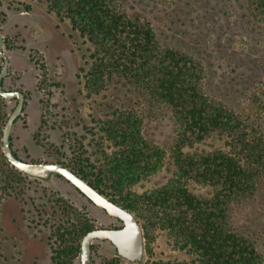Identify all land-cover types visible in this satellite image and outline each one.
I'll return each mask as SVG.
<instances>
[{
    "label": "rangeland",
    "instance_id": "rangeland-1",
    "mask_svg": "<svg viewBox=\"0 0 264 264\" xmlns=\"http://www.w3.org/2000/svg\"><path fill=\"white\" fill-rule=\"evenodd\" d=\"M6 1L12 6H31L45 16L38 20L4 22L1 29L8 39L9 54L13 58L12 78L6 80V86L27 92L24 111L12 130L13 148L19 157L28 161L89 166L95 162L101 149L111 151L114 148L113 142L105 139L101 131L103 122L119 111L130 113L134 118L136 113L142 120L145 139L164 151V163L156 174L129 187L123 198L120 197L121 203L135 206V193H146L179 179L190 191L203 196L213 195L215 187L204 185L206 183L198 177L178 176L172 156L181 133L167 104L153 101L126 78L114 75L103 82L104 78H93L89 57L93 51L91 43L79 36L67 16L52 10L48 0ZM120 1L130 10L137 8L136 4L148 12L167 9L170 18L161 12L151 14L163 43L182 48L203 61L206 74L202 85L207 93L223 96L236 110L249 116V121L258 113L264 120V20L262 15H255L256 10L248 0H200L209 7L208 15L187 17L195 22L187 21L186 30L184 25L174 21L175 16L186 14L183 9L176 10L182 0H156L155 7L151 2L146 5L140 0ZM244 4L246 7L242 9ZM224 11L227 12L225 15ZM145 12L139 11V14H149ZM2 17L0 10V22ZM48 22L69 36L74 63L83 68L80 79L69 77L56 86L55 83H61L67 73L58 50L47 48L50 35L42 26ZM24 57L32 59L29 70ZM232 69L239 72L233 74ZM23 71L28 72L27 79ZM233 77L236 83L232 86L237 91L228 97L222 95L223 87L230 88ZM30 81H33L32 87L28 85ZM97 85L100 87L93 88ZM241 87L245 89L238 90ZM253 93L258 95L253 96ZM15 104L16 101L12 100L0 105V132L2 121ZM228 145L229 138L216 132L202 141H187L185 150L203 154ZM137 206L133 213L142 225L145 241L142 264L192 258L187 249L178 247L168 231L149 216L146 207ZM85 218L95 227L119 224L64 179L53 176L44 181L14 169L2 156L0 147V264H52L53 252L58 245L55 239L58 227L71 230ZM93 244L91 264H106L115 256V249L108 241H94ZM258 244L264 264V237ZM74 264H79L78 258ZM121 264L127 262L122 259Z\"/></svg>",
    "mask_w": 264,
    "mask_h": 264
},
{
    "label": "trees",
    "instance_id": "trees-1",
    "mask_svg": "<svg viewBox=\"0 0 264 264\" xmlns=\"http://www.w3.org/2000/svg\"><path fill=\"white\" fill-rule=\"evenodd\" d=\"M140 1L157 5L156 0ZM248 1L255 15H262L264 20V0ZM48 2L91 42L93 78L100 79L105 74L126 78L153 101L170 107L181 133L176 146L202 141L216 132L229 138L228 150L194 156L177 147L173 156L178 176L193 175L214 186L212 196L194 194L179 179L153 192L135 193V206L125 204L132 211H137L138 204L146 207L149 216L168 231L178 247L192 255L190 260H159L151 264H262L263 254L258 248L264 237L262 114L249 121V116L236 110L223 96L205 91L203 61L182 48L164 44L156 32L151 14L161 12L169 17L167 9L148 12L136 4L137 8L130 10L120 0ZM178 3L181 6L177 5L176 10L183 9L186 14L175 16L174 21L184 25L185 30L187 21L195 22L187 17L208 15L209 7L200 0ZM137 9L149 14L140 15ZM234 69L232 73L237 74L239 70ZM234 82L233 77L230 88L223 87L222 95L228 97L237 91L232 86ZM106 131L115 150H102L90 168L79 166L76 170L98 189L118 197L160 169L164 152L145 139L142 120L136 113L135 118L124 111L116 114L107 121ZM90 227L85 223L71 230L58 227L52 264H74L81 237Z\"/></svg>",
    "mask_w": 264,
    "mask_h": 264
},
{
    "label": "water",
    "instance_id": "water-1",
    "mask_svg": "<svg viewBox=\"0 0 264 264\" xmlns=\"http://www.w3.org/2000/svg\"><path fill=\"white\" fill-rule=\"evenodd\" d=\"M3 41L0 35V50ZM4 65L0 72V95L6 100L18 97V104L8 117L2 131V151L8 162L19 172L33 178L49 181L53 176H62L72 183L78 191L87 196L93 203L104 209L109 216L115 217L122 222V227L117 229H94L87 232L80 246L78 256L79 264H91V247L93 239L109 240L116 248L117 254L130 264H142L145 257V241L143 228L134 213L110 200L105 194L99 192L84 178L71 169L51 162H29L17 157L10 144V134L14 120L19 116L23 106L24 96L20 91H4L2 86L3 77L7 74L8 60L3 52Z\"/></svg>",
    "mask_w": 264,
    "mask_h": 264
},
{
    "label": "flooded vegetation",
    "instance_id": "flooded-vegetation-1",
    "mask_svg": "<svg viewBox=\"0 0 264 264\" xmlns=\"http://www.w3.org/2000/svg\"><path fill=\"white\" fill-rule=\"evenodd\" d=\"M52 9V8H51ZM0 10H1V14H2V20H1V22H0V35L2 36V41H3V45H2V48H1V50H0V62H1V65H0V72H1V70H2V67H3V65H4V59H3V57L1 56V52H3L4 54H5V56L7 57V60H8V66H7V74L3 77V80H2V86H3V89H4V91H14V90H17V91H20L21 93H23V96H24V100H23V106H22V110H21V113L19 114V116H17V118L14 120V123H13V126H12V129H11V134H10V144H11V146H12V149H13V152H14V154L17 156V157H19L18 155H17V153L15 152V150H14V148H13V139H12V130H13V127H14V125L16 124V122L18 121V119L21 117V115H22V113H23V111H24V107H25V104H26V102H27V92L24 90V89H18V88H10V87H7L6 86V80L7 79H9L10 78V80H11V78H12V75H11V71H12V65H13V58H12V56H11V54H9V52H10V49H9V47H10V45H9V42H8V39H6V36L3 34V32H2V27H3V23L5 22V23H12V22H16V21H18V20H21V19H29V18H31V19H33V18H35V19H37V18H39V19H41L42 17H45L43 14H39L38 12H36L31 6H28V5H22V4H19V5H17V6H12L10 3H8L6 0H0ZM52 10H54V9H52ZM55 12H57L56 10H54ZM57 14H59L58 12H57ZM59 15H61V14H59ZM66 17V16H65ZM38 20V19H37ZM70 20V19H69ZM70 22H71V20H70ZM71 25L73 26V29L75 30V31H78V33H79V36L81 37V38H83V39H86V40H88L86 37H83L82 35H81V33H80V31H79V29L78 28H76L73 24H72V22H71ZM42 29L43 30H45V32L46 33H49V38H48V42H47V48L49 49V50H51V49H57L58 50V53H59V59H62V61H63V64H64V66L66 67V75H67V77L65 76V78H63L62 79V82L60 83V82H56L55 84H56V86H59L60 84H63L69 77H73L74 76V78H77V80L78 79H80V77H81V71L83 70V68H81V67H76V64L74 63V57H73V49L69 46V41H68V38H69V36L68 37H66V35L63 33V32H61L60 30H59V28L56 26V25H52V24H50L49 22H48V24L46 25V24H43V26H42ZM89 41V40H88ZM90 42V41H89ZM91 43V42H90ZM92 45V44H91ZM92 49H93V46H92ZM93 52V51H92ZM92 52H91V54H90V58H91V67H90V70H92V67H93V65H94V60H93V58H92ZM18 56V55H17ZM20 59H21V57L20 56H18ZM24 61L26 62L25 64H26V69L27 70H29L28 69V65L29 64H31L32 63V59H27V57H24ZM19 66H21V64H19ZM91 73V72H90ZM27 74H28V72H26V71H23V76H25V78L27 79L28 77H27ZM91 75H92V73H91ZM94 76V75H93ZM114 76V75H113ZM103 78H100V79H103V80H101L102 82L105 80V79H110L111 77H108V75L107 74H105L104 76H102ZM29 80V79H28ZM31 80H32V77H31ZM133 83V82H132ZM133 84H135V83H133ZM29 87H32L33 86V81H30L29 82ZM40 86V84H38V87ZM100 86H93V88H99ZM12 100H15L16 101V104H15V106L11 109V111H10V113L6 116V118H5V120H3L2 122H4V124H3V128H4V125H5V123H6V121H7V119H8V117L10 116V114L13 112V110L15 109V107H16V105L18 104V97H14V98H11V100H6L2 95H0V105L1 104H3V102H5V101H12ZM122 112V111H121ZM120 111L119 112H117V113H115V114H113V116L110 118V119H113L114 118V116L116 115V114H119V113H121ZM173 115V114H172ZM109 119V120H110ZM175 119V118H174ZM107 119L103 122V128L101 129V131H102V133H104V137H105V139L107 138V139H109L108 138V135H107V131H106V127H107ZM176 121V120H175ZM177 123V122H176ZM3 128H2V130H1V132H0V147H1V149H2V141H1V139H2V131H3ZM56 134H57V137H58V139H59V134H58V131H57V129H56ZM111 140V139H110ZM112 141V140H111ZM114 144V143H113ZM228 146H230V145H228ZM228 146H223V147H221V148H217V149H214L212 152H205V153H203V154H209V153H214V152H216V151H218L219 149H224V150H228L229 148H228ZM114 148L112 149V150H115V146H113ZM176 147H180V148H182V150H183V152H185V153H188V154H191V155H194V156H196V155H200V153H198V152H195V151H186L185 150V146H176ZM103 149H101L99 152H97L98 153V155L99 156H97V158H100V155H101V151H102ZM111 150V151H112ZM162 150V149H161ZM105 151H107V150H105ZM111 151H107L108 153H110ZM163 151V150H162ZM164 152V151H163ZM174 154H175V151L173 152V156H174ZM2 156L6 159V161L8 162V160H7V158L5 157V155H4V153H3V151H2ZM172 156V158H173V160H174V163H175V159H174V157ZM19 158H21V157H19ZM97 158H95V162H94V164L96 163V159ZM22 159V158H21ZM22 160H24V159H22ZM24 161H28V160H24ZM29 162H46V161H29ZM9 163V162H8ZM51 163H59V164H61V165H63V166H65V167H67V168H69V169H71L73 172H75L76 174H78L79 176H81L82 178H84L83 176H82V174H80L79 172H77V170H76V168H79V166L81 167V166H87V167H89L90 168V165L88 166V165H81V163H79V164H75V165H72V166H69V165H67V164H65V163H61V162H51ZM163 163H164V160H163ZM10 164V163H9ZM176 165V164H175ZM10 166H12L11 164H10ZM13 167V166H12ZM162 167H163V164H162V166H161V168L160 169H162ZM14 168V167H13ZM15 169V168H14ZM160 169H158L157 171H155V172H153V173H151L150 175H148L147 177H150L151 175H154V174H156L158 171H160ZM17 170V169H16ZM56 176V175H55ZM57 177H60V178H62V179H64L66 182H68L69 184H71L76 190H77V188L72 184V183H70L69 181H67L64 177H62V176H57ZM147 177H145L144 179H146ZM86 181H88V183L90 184V185H92L94 188H96L99 192H101V193H103V194H105L110 200H112V201H114L115 203H117L118 205H120V206H122L123 208H126L125 207V204H123V203H121L122 201H120V197H122V196H124V194H122V196H118V197H116V196H114L113 194H111L110 192H107V191H103V190H100V189H98L95 185H93V184H91V182L89 181V180H87L86 178H84ZM172 181V180H171ZM171 181H170V183H171ZM169 182H167L165 185H167V184H170ZM136 185V184H135ZM204 185H210V184H204ZM162 188V187H161ZM157 189H160V188H155V189H152V190H150V191H148V192H146V193H149V192H153L154 190H157ZM78 191V190H77ZM82 196H84L90 203H92L93 205H95L96 207H98V208H100L99 206H97L95 203H93V201H91L87 196H85L84 194H82L80 191H78ZM193 192V191H192ZM194 194H197V193H195V192H193ZM140 194H142V193H140ZM197 195H200V194H197ZM123 198V197H122ZM72 209H74V208H72ZM101 210H103L106 214H107V212L104 210V209H102V208H100ZM127 210H129V211H131L132 213L134 212V211H132V210H130V209H128V208H126ZM108 215V214H107ZM109 216V215H108ZM110 218H112V219H115V220H117V222H119V224L118 225H115V226H106V227H95L90 221H89V219L88 218H85V220H84V222H81L80 223V225L78 226L77 225V227L78 228H80V226H81V224H88V225H91V227H90V229L89 230H87L83 235H82V237H81V240H82V238H83V236L87 233V232H89V231H91V230H94V229H99V228H103V229H117V228H121L122 227V222L119 220V219H117V218H115V217H112V216H109ZM139 220V219H138ZM94 241H102V242H104V241H108L113 247H114V249H115V256L112 258V259H108L107 261H106V264H121V260L123 259L121 256H119L118 254H117V251H116V248H115V246L113 245V243L112 242H110L109 240H99V239H93L92 240V242H91V244H90V247H91V251H92V254H93V249H94ZM80 246H81V241H80ZM79 253H80V250H79ZM79 256V255H78ZM78 256H77V258H78ZM91 259H92V255H91ZM123 260H125V259H123ZM126 262H127V264H130L127 260H125Z\"/></svg>",
    "mask_w": 264,
    "mask_h": 264
}]
</instances>
